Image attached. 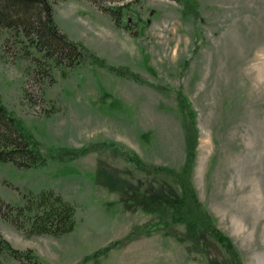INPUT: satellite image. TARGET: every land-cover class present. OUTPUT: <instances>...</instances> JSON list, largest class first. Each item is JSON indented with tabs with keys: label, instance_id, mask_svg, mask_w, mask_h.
<instances>
[{
	"label": "rangeland",
	"instance_id": "rangeland-1",
	"mask_svg": "<svg viewBox=\"0 0 264 264\" xmlns=\"http://www.w3.org/2000/svg\"><path fill=\"white\" fill-rule=\"evenodd\" d=\"M196 1L197 16L176 0H102L129 3L120 26L90 0L53 2L54 20L69 38L166 90L89 64L65 78L53 67L51 82L27 39L0 28L1 98L44 154L112 141L148 165L179 170L187 123L176 104L181 89L197 121L195 197L243 264H264V0ZM43 189L75 207L73 231L26 236L0 217V234L30 253L17 260L4 252L0 264H76L135 227L143 231L159 221L151 199L163 198L171 212L180 194L170 175L138 170L119 152L89 151L29 169L0 163V196L10 204L22 205L24 193ZM149 235L85 264H208V255L234 264L204 230L197 243L203 251L189 252L193 243L181 222Z\"/></svg>",
	"mask_w": 264,
	"mask_h": 264
},
{
	"label": "trees",
	"instance_id": "trees-1",
	"mask_svg": "<svg viewBox=\"0 0 264 264\" xmlns=\"http://www.w3.org/2000/svg\"><path fill=\"white\" fill-rule=\"evenodd\" d=\"M54 1L56 0H0V28H7L22 35L27 39L28 44L41 54L42 65L46 69L45 75L47 74L49 81H54L50 73L53 67H58L61 77L65 78L72 68L89 64L105 68L117 76L126 77L139 84H148L158 90H166L161 85L147 82L141 75L126 67L108 64L103 57L83 43L69 38L59 29L54 20ZM90 1L99 5L102 11L109 13L116 26H120L123 10L129 7V3H113V5L105 6L102 0ZM122 1L124 0H111V2L119 3ZM176 1L183 2L185 12L192 13L194 16L198 15L196 0ZM175 98L178 110L187 117L184 134L185 158L179 170L148 165L136 153L126 151L112 141H102L90 147H62L55 153L44 154L40 150V142L29 128L6 108L0 94V163L10 162L18 168L29 169L45 166L49 161H72L89 151L104 150L109 153L119 152L138 170L170 175L179 186L180 194L171 201V212H168L169 204L163 198L151 199L149 209L159 216V221L146 226L143 231L139 230V226L135 227L123 238L82 257L76 264L96 262L100 256L116 248L123 241H130L142 234H151L167 227L169 222L184 224L185 235L193 243V247H188L189 252L203 251L198 248L197 243L200 231L204 230L223 247L234 264H243L231 239L216 227L200 207L191 188L190 179L198 144L196 115L188 97L181 89L175 90ZM23 198L22 205L14 206L0 196V217L26 236L47 234L58 237L73 231L76 221L75 207L63 199L59 193L52 189H43L36 193L28 191L24 193ZM168 217H170L169 222ZM4 252L17 260L27 258L30 254L12 247L0 234V255ZM207 259L208 264H222L215 256L208 255Z\"/></svg>",
	"mask_w": 264,
	"mask_h": 264
},
{
	"label": "crops",
	"instance_id": "crops-1",
	"mask_svg": "<svg viewBox=\"0 0 264 264\" xmlns=\"http://www.w3.org/2000/svg\"><path fill=\"white\" fill-rule=\"evenodd\" d=\"M147 236H150L149 234H147Z\"/></svg>",
	"mask_w": 264,
	"mask_h": 264
}]
</instances>
